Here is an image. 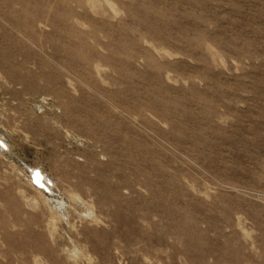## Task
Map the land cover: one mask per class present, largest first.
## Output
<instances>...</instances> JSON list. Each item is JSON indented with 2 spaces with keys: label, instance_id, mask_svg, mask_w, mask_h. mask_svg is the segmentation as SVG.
<instances>
[{
  "label": "rangeland",
  "instance_id": "rangeland-1",
  "mask_svg": "<svg viewBox=\"0 0 264 264\" xmlns=\"http://www.w3.org/2000/svg\"><path fill=\"white\" fill-rule=\"evenodd\" d=\"M0 9V264H264V0Z\"/></svg>",
  "mask_w": 264,
  "mask_h": 264
},
{
  "label": "bare ground",
  "instance_id": "bare-ground-1",
  "mask_svg": "<svg viewBox=\"0 0 264 264\" xmlns=\"http://www.w3.org/2000/svg\"><path fill=\"white\" fill-rule=\"evenodd\" d=\"M4 9V8H3ZM1 10V9H0ZM0 18H1V16H0ZM3 19H1V20H3L5 23H8V24H10L11 25V27L13 26V25H15V26H17V27H19V28H21L22 27V24H21V22H19L17 19H14L12 16H10V15H7V14H5V16L4 17H2ZM0 20V21H1ZM3 24V23H2ZM1 24V25H2ZM40 24V23H39ZM14 27V26H13ZM2 28V27H1ZM3 30H4V28H3ZM13 30V29H12ZM6 31V30H5ZM7 46V45H6ZM10 53V50L8 51V49L7 48H1L0 49V55H2V56H6V55H8ZM6 140H5V137L3 136V134L1 133V131H0V149H2L5 145H7L6 144V142H5ZM40 168V167H39ZM32 169V168H31ZM35 170H37V171H35ZM30 174H34L33 175V177H32V181L33 180H35V182H36V184H38L39 186H36L35 184V190H37L38 192H39V194L40 195H44V193H43V190H45L46 192H48L49 193V190L45 187V186H42V185H45L46 183H45V179H47L46 178V176H45V174L46 173H44L42 170H40V169H38V167L36 168H34V169H32V172H30ZM31 180V179H30ZM46 182H48V181H46ZM47 184H49V183H47ZM54 186V185H53ZM49 187V186H48ZM51 187H52V185H51ZM43 190H42V189ZM51 191V190H50ZM77 198V197H76ZM33 199V198H32ZM36 199V198H35ZM34 200V199H33ZM32 200V201H33ZM77 200V199H76ZM79 200V199H78ZM33 203H35V200H34V202ZM37 204V203H36ZM63 206V205H62ZM38 207V206H37ZM64 207V206H63Z\"/></svg>",
  "mask_w": 264,
  "mask_h": 264
},
{
  "label": "water",
  "instance_id": "water-1",
  "mask_svg": "<svg viewBox=\"0 0 264 264\" xmlns=\"http://www.w3.org/2000/svg\"><path fill=\"white\" fill-rule=\"evenodd\" d=\"M35 171H37V170H35ZM33 175H34V174H33ZM33 175H32V177H33ZM33 182L35 183L36 186H39L38 184H36L35 180H33Z\"/></svg>",
  "mask_w": 264,
  "mask_h": 264
}]
</instances>
